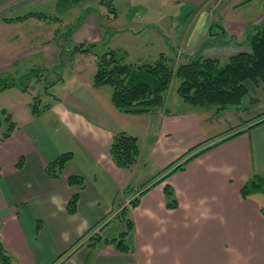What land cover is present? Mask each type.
Segmentation results:
<instances>
[{
    "label": "crops",
    "instance_id": "0c3cea01",
    "mask_svg": "<svg viewBox=\"0 0 264 264\" xmlns=\"http://www.w3.org/2000/svg\"><path fill=\"white\" fill-rule=\"evenodd\" d=\"M86 1L89 0L77 7ZM115 1L111 0L114 9L110 20L119 16ZM43 2L48 0H0V77H19L59 63L62 72V79L50 86L48 93L44 92L53 98L48 102L50 108L39 115L32 111L33 98L22 97L28 90L17 87L2 90L18 89L22 102L21 112L14 116L17 124L14 132L0 140V240L15 261L19 264H264V193L242 195L243 186L254 174L264 179V122L248 128L264 118V91L262 96L257 95L249 87L260 104L248 111L232 107L217 113L215 108L193 106L175 93L169 96L166 93L165 105L153 112L120 111L111 100V87L94 85L97 58L93 55L91 61V53L74 51V46L82 42L106 39L108 21L102 19L104 12L99 7L101 12L93 6L85 7L78 15L72 37H62L59 51L49 12L31 11L44 12L50 17L34 14L7 20L23 15L20 10ZM178 2H184L186 13H191L187 16V27L182 30L169 23L163 34L172 35L173 44L158 50L156 56L162 52L175 59L180 56L176 65L198 52L206 58L226 62L232 55L249 51L252 30L248 27L264 20V0H221L213 6L208 0ZM252 4L254 12L242 16L240 10ZM198 6L201 8L193 11ZM162 16L159 13L149 18ZM214 22L221 23L227 35L236 36V41L225 43L217 38L212 44L203 45L211 40ZM83 56L86 58L81 59ZM79 61H83L89 75H83ZM63 68L69 73L71 84L59 95L53 87L69 80ZM40 72L47 73L46 79L54 80L50 71ZM240 129L245 131L202 153L184 169L152 186L141 196L139 204L130 208L135 226L126 236L129 251H119L110 244L100 243L92 249L87 245L85 239L89 234L108 220L111 222L117 211L149 181H136L140 157L131 170L115 164L110 145L116 133L124 131L137 136L140 149L143 140L151 141L149 160L157 168L156 179L171 165L182 162L190 149L198 150ZM64 152H72V160L59 178L50 177L47 163ZM141 153L142 149L140 156ZM71 175L83 176L85 186L71 185L68 181ZM166 184L175 190L178 199L175 208L167 206ZM76 192H79L78 209L70 214L67 203ZM84 235L87 237L73 250Z\"/></svg>",
    "mask_w": 264,
    "mask_h": 264
},
{
    "label": "trees",
    "instance_id": "16d2710c",
    "mask_svg": "<svg viewBox=\"0 0 264 264\" xmlns=\"http://www.w3.org/2000/svg\"><path fill=\"white\" fill-rule=\"evenodd\" d=\"M84 0H69L70 6L77 5ZM107 5H113L111 0L107 2L102 0ZM110 6V7H111ZM201 7H196L193 11L199 10ZM113 11V8H110ZM40 14L37 12H29L23 15L7 18V20H20L27 18L30 15ZM211 40L205 41L203 45L212 44V40L223 39V42L228 43L236 41V36L227 35L224 26L219 22H214L211 25ZM252 33L249 37L251 49L242 51L232 55L226 62H222L219 58H206L202 53L192 55L187 61L176 65V59L167 56L165 53H160L159 57L153 61L129 62L127 54L121 48L108 47L103 50H98V45L104 44V41L99 42H82L74 46V51L92 52L97 57V69L94 74V85L97 87L110 86L111 100L113 104L123 112L127 113H148L153 112L165 105L166 93L170 88L174 77L179 79L177 88L178 94L182 99L198 107L215 108L216 112H222L232 107H240L244 98L250 96L252 102L256 99L251 95L248 83L258 85L261 83L264 87V20L261 23L249 25ZM229 36V37H228ZM225 38V39H224ZM61 64H56L52 68H38L25 75L15 77L9 76L0 83V91L9 88L17 87L21 90L29 89V81L34 78L41 80L47 78V73H41L40 70H48L54 75V80H48L45 85V93L47 89L62 79L60 71ZM43 76V77H42ZM0 79H3L0 77ZM28 81V82H27ZM52 93H50L51 95ZM42 102V95H34L31 107L35 115L41 114L42 111L50 108L51 104L47 103L44 107L39 108ZM264 122V118L253 123L248 128H252ZM5 125V127H3ZM17 124L12 119L11 115L6 110L0 111V140H5L12 135ZM245 129H240L233 132L220 140L211 144H207L196 150L194 147L184 156V160L177 164L171 165L165 170V173L160 178H152L145 183L142 189L130 199V204H125L119 209L115 215V219L119 218L126 224V229L115 237H104L101 230L105 225L97 230L92 231L88 238L85 239L89 247L94 248L98 244H110L122 252L130 250L126 241V236L134 229V221L130 215V208L139 204L140 198L152 186L167 179V177L184 169L185 166L211 148L237 136L244 132ZM139 138L127 132H118L114 135L111 145L110 154L115 164L121 168L131 170L138 162L140 157ZM73 158L72 152H64L46 165V172L52 178H59L66 165ZM22 161V160H21ZM20 166V164H19ZM71 185L83 188L85 179L81 175H71L68 178ZM264 193V179L258 174H254L243 186L242 195L247 197L254 192ZM165 194L167 206L175 208L178 206V199L174 188L166 184ZM79 192H76L67 203V211L73 214L78 209ZM264 212V209H263ZM40 223L37 222V230ZM80 241L73 247L75 250ZM87 237V236H86ZM72 250V251H73ZM72 251L68 256L72 254ZM0 264H19L7 250L5 244L0 240Z\"/></svg>",
    "mask_w": 264,
    "mask_h": 264
},
{
    "label": "rangeland",
    "instance_id": "374dc122",
    "mask_svg": "<svg viewBox=\"0 0 264 264\" xmlns=\"http://www.w3.org/2000/svg\"><path fill=\"white\" fill-rule=\"evenodd\" d=\"M101 0H89L84 2L83 4L75 6H69V0H48V2H43L37 6H30L27 9L20 10V14L29 13L31 11H44L49 12L51 14L52 25L55 28V43L61 51L60 43L63 42L62 37L65 36L66 38L68 35L72 37L74 31V25L78 20V15L80 16L82 11L87 6H93L96 8L97 11L104 12V16L102 19L107 22V26L105 28V35L106 39L103 40L104 44L102 47L99 44L98 50H103L104 48L113 47V48H121L127 54V60L129 62H145V61H153L154 58H158L157 52L158 50H162L163 48H169L171 44H173V36L167 35L165 36L164 28L167 27L169 23L173 24L175 28L181 27L184 30L187 27V16L190 14L186 13L187 5L184 2H178V0H174V2H165V0H148V1H134L125 3L120 0L115 1L116 4V11L118 13V17L114 20H110V8L114 9V5H107L105 2L100 3ZM106 2L108 0H105ZM221 1V0H219ZM218 0H208L209 5L219 4ZM111 6V7H110ZM101 9V11L98 9ZM149 9L148 11L145 9ZM86 10V9H85ZM159 10V11H155ZM254 5L245 6L240 10V14L242 16H248L247 14H251L254 12ZM37 14V16H46L50 17L47 13ZM163 14L162 17H154L149 18L151 16H158V14ZM112 14V13H111ZM187 20V21H186ZM150 24L146 26V24ZM115 29L118 31L116 32ZM70 33L65 35L64 33ZM69 36V37H70ZM60 40V41H59ZM68 49V48H67ZM64 53V52H63ZM90 58L92 61V56L94 55L92 52ZM88 55V54H86ZM95 58L96 55H94ZM86 57L83 56L81 59H85ZM180 58V56H178ZM178 58L177 61H178ZM96 66V63L94 64ZM93 65V67H95ZM76 66V65H75ZM78 67L82 71L83 75H89L88 70L83 68V61H79ZM64 74L66 73V68H63ZM69 74V73H68ZM69 80L66 84H58L53 87V91L60 95L63 93L66 87L71 84L70 82V75H68ZM71 74V73H70ZM1 76V75H0ZM18 77V76H16ZM43 77V76H42ZM3 79H0V83L3 82L5 78L8 76H3ZM46 78V77H43ZM37 80L33 79L31 81H27L29 83V89L24 94V97H29L32 99L34 95L41 94L43 96V102L41 103L40 107H44L49 101L52 100L53 97L45 96L44 89H45V82L48 83V80ZM50 82V80H49ZM179 85V79L174 77L170 88L167 91V95H173L174 93L177 95L176 97H180L177 88ZM249 87L255 89L257 91V95H261L264 89L260 85L255 86L253 83H248ZM18 89H7L5 91L0 92V111L6 110L8 114L11 115L12 119L14 120V116H18L21 112L22 102L19 100L18 97ZM170 99H172L170 97ZM173 100V99H172ZM172 102V101H171ZM175 107H177L176 103L173 101ZM260 104V101L257 99L252 102L250 96H246L240 105L243 108V111H248L249 109L257 108ZM15 121V120H14ZM5 127V125H3ZM150 140H143L141 149L142 153L140 156V167L136 172V181L137 182H145L151 180L158 171L155 172L157 169L154 165L155 163L149 160V150H150ZM140 184V183H139ZM126 204H130V200L127 201ZM107 222L106 229L101 231L102 236L106 237H115L119 236L122 231L126 229V224L123 220L119 218L115 219V216ZM106 222V223H107Z\"/></svg>",
    "mask_w": 264,
    "mask_h": 264
}]
</instances>
